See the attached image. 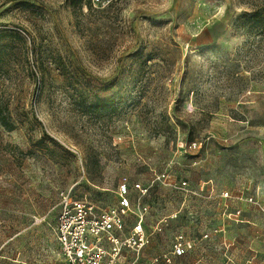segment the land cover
Segmentation results:
<instances>
[{
  "label": "rangeland",
  "instance_id": "374dc122",
  "mask_svg": "<svg viewBox=\"0 0 264 264\" xmlns=\"http://www.w3.org/2000/svg\"><path fill=\"white\" fill-rule=\"evenodd\" d=\"M124 181L139 264H264V0H0V264H62L60 192Z\"/></svg>",
  "mask_w": 264,
  "mask_h": 264
},
{
  "label": "built area",
  "instance_id": "2783aa9c",
  "mask_svg": "<svg viewBox=\"0 0 264 264\" xmlns=\"http://www.w3.org/2000/svg\"><path fill=\"white\" fill-rule=\"evenodd\" d=\"M132 190L146 195L149 189L140 183L124 181L118 186L117 203L105 209L86 200L74 199L70 191L60 192V211L54 234L62 264H123V259L129 255V264H139L141 251L151 240L152 233L145 222V215L151 208L139 205L141 212L135 213ZM131 214H136L135 221L128 225L127 218ZM36 221L39 220L36 218ZM196 247V239L179 235L173 244L172 255L182 257ZM225 264L234 263L228 259Z\"/></svg>",
  "mask_w": 264,
  "mask_h": 264
},
{
  "label": "trees",
  "instance_id": "16d2710c",
  "mask_svg": "<svg viewBox=\"0 0 264 264\" xmlns=\"http://www.w3.org/2000/svg\"><path fill=\"white\" fill-rule=\"evenodd\" d=\"M81 1H82V0H81ZM4 124L6 125L7 123H4ZM9 129H12V126H10Z\"/></svg>",
  "mask_w": 264,
  "mask_h": 264
}]
</instances>
